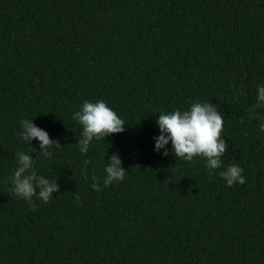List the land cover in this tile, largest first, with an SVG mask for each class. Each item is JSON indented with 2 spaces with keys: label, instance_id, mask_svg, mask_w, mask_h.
<instances>
[{
  "label": "trees",
  "instance_id": "obj_1",
  "mask_svg": "<svg viewBox=\"0 0 264 264\" xmlns=\"http://www.w3.org/2000/svg\"><path fill=\"white\" fill-rule=\"evenodd\" d=\"M258 86L264 0H0V264H264ZM85 101L126 123L81 153ZM206 101L224 120L220 168L154 150L159 114ZM27 118L61 145L50 156L19 135ZM30 148L60 186L47 202L12 191ZM113 153L125 176L105 187ZM233 164L245 183L229 187Z\"/></svg>",
  "mask_w": 264,
  "mask_h": 264
},
{
  "label": "clouds",
  "instance_id": "obj_2",
  "mask_svg": "<svg viewBox=\"0 0 264 264\" xmlns=\"http://www.w3.org/2000/svg\"><path fill=\"white\" fill-rule=\"evenodd\" d=\"M257 105L250 111L255 112L256 108L264 106V86L257 87ZM73 118L82 125V135L78 141L80 152L87 153L93 139H103L105 137L118 134L125 131V121L121 119L110 107L103 101L95 103L85 101L80 111L73 114ZM156 124L159 128V135L154 138V150L162 151L163 156L169 155V149L166 146L171 142V152L177 158L191 161L194 157L200 156L207 160L209 170L221 167V157L224 155L227 142L222 139L223 116L217 111V106L209 101L194 103L187 111L181 112L175 110L171 113H161L158 116ZM21 131L19 135L25 141L33 139L39 142V153L50 156L53 146L60 147L57 140L50 139L48 133L37 127L30 118L20 121ZM260 130L264 131V123L260 125ZM35 149L30 148L29 152H17L16 158L18 167L16 168L11 182L12 191L19 197L28 201L30 204L33 197L42 199L44 202L52 198L53 193L59 191V185L56 179L50 181L45 177L38 175L35 171V160L30 155ZM90 163L84 161L85 168ZM122 161L118 154L113 153L105 167L106 176L103 180L104 186H108L114 181H121L125 176V169L121 166ZM243 169L233 164L221 171L219 175L226 181L227 186L234 184H244L245 177L242 175ZM92 188L100 191L99 178L93 176ZM38 189V191H37ZM79 199V197H76ZM35 210V205H32Z\"/></svg>",
  "mask_w": 264,
  "mask_h": 264
}]
</instances>
